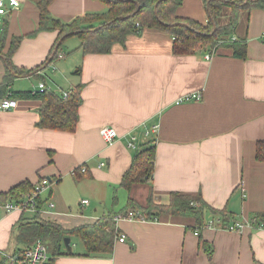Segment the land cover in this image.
<instances>
[{
    "label": "crops",
    "instance_id": "obj_1",
    "mask_svg": "<svg viewBox=\"0 0 264 264\" xmlns=\"http://www.w3.org/2000/svg\"><path fill=\"white\" fill-rule=\"evenodd\" d=\"M18 1L17 8L7 6L0 22V83L12 37H21L10 60L22 71L42 64L57 37L56 31L34 33L37 8L30 0ZM106 8L101 0L49 5L64 22ZM176 14L208 21L203 0H182ZM237 14L235 32L224 39L244 40L245 58L234 56L227 44L174 53L170 32L144 28L109 53L84 54L80 40L74 41L60 81L40 75L49 64L36 75L10 78L9 91H33L44 82L62 95L81 84L82 102L72 131L37 126L38 98H12L15 107L0 109V194L22 183H51L37 213L0 207V258L16 251V227L36 215L71 229L125 212L130 197L144 206L150 193L157 204H167L171 192L199 196L216 211L264 222V161L255 158L257 142L264 141V6ZM31 77L37 83L29 86ZM192 93L199 99L180 100ZM104 126L115 130L112 142L101 136ZM153 126L156 130L145 135ZM129 135L136 136L137 148L154 139L155 153L149 182L127 191L119 183L137 149L127 146ZM142 185L145 195L139 200L134 190ZM84 199L88 203L82 205ZM218 216L207 212L204 221ZM114 222L125 240L116 239L110 254L87 256L84 244L76 243L77 250L58 256L54 264H264V227L196 229L193 217L169 214L156 221ZM78 238L70 235V241Z\"/></svg>",
    "mask_w": 264,
    "mask_h": 264
},
{
    "label": "trees",
    "instance_id": "obj_2",
    "mask_svg": "<svg viewBox=\"0 0 264 264\" xmlns=\"http://www.w3.org/2000/svg\"><path fill=\"white\" fill-rule=\"evenodd\" d=\"M38 11V25L34 33L42 31H56L57 37L51 47L47 59L33 69L25 71L11 63V53L17 48L21 37H12L11 45L4 55L5 76L0 83V100L10 98H38L41 103L36 123L39 127L58 130H74L78 120V108L82 102L80 91L81 84L69 89L66 97L51 90L39 91H9L10 78L22 73L36 75L47 64L59 58L60 46L69 35H76L80 40L79 49L82 53H109L115 45L123 46L127 37L141 32L144 28H157L170 32L173 37L174 53H192L203 46H218L227 44L231 47L234 56L246 57V44L244 40L224 39L233 34L238 26V10L248 12L251 8H262L264 0H203L208 14L205 24L198 21L179 17L176 14L182 0H101L107 8L102 12L84 13L64 22L52 15L49 5L52 0H30ZM182 22L185 25H173ZM214 22V26L212 24ZM215 27V29H214ZM2 39L5 36V27H2ZM73 31H77L73 33ZM58 44L59 39L65 35ZM231 41V42H229ZM1 42V39H0ZM63 55L61 54V57ZM154 139H149L136 149L129 168L122 175L120 187L130 191L135 186L148 183L153 172L154 164ZM255 158L264 161V141L256 144ZM78 168L75 169L77 171ZM33 185L22 183L7 193L0 194V202L17 200L21 194L28 193ZM38 200V207L41 206ZM127 209L137 208L142 210L149 221L158 220L161 214L193 217L195 228H204L207 212L218 213L222 222L227 224L236 218L222 211L209 207L199 196H191L171 192L167 204L154 203L151 193L146 197L145 205L137 204L132 197L128 198ZM37 213V212H36ZM217 217V218H218ZM120 233L115 228L111 214H107L94 222L82 224L71 229L41 219L37 215L20 223L15 231L16 255H20L26 248L40 240L46 247L48 258L41 264H54L55 259L62 255L72 254L64 250L63 240L70 235L77 236L84 244L87 256L108 255L113 250V245ZM0 264H7L6 257L0 258Z\"/></svg>",
    "mask_w": 264,
    "mask_h": 264
},
{
    "label": "built area",
    "instance_id": "obj_3",
    "mask_svg": "<svg viewBox=\"0 0 264 264\" xmlns=\"http://www.w3.org/2000/svg\"><path fill=\"white\" fill-rule=\"evenodd\" d=\"M7 6H10L11 8H17L19 6L18 0H0V22L2 20L3 15L7 12ZM231 40H234L232 38ZM58 57H61V54L58 55ZM208 57V55L206 56ZM48 89L44 82H40L38 84V87L33 90L43 92L44 90ZM68 92H64L62 94L63 97H66ZM199 95L197 93H192L189 95H186L182 97L181 101H190L192 99H199ZM16 106V100L12 99L10 97H4L0 100V109H10ZM156 126H153L151 131L145 130V135H148L156 130ZM101 136L107 141L112 142L117 134L115 130L111 127L104 126L100 129ZM137 138L135 135H129L127 140V146L129 148L135 149L137 148ZM102 165V163H100ZM99 165V166H100ZM81 170V167H79ZM82 170H85L82 168ZM75 173L74 171L71 172V174ZM50 180L47 179H41L39 182L35 183L33 186V189L30 190L28 193L22 194L17 200H11V201H5L0 202V207L3 208L6 212L11 211H29L32 213L39 212L41 210L40 207H38V200L41 197V194L48 190L50 188ZM241 195L243 196V188H241ZM88 200L84 199L81 201V204H87ZM48 205L50 208H53L55 205L52 201L48 202ZM114 221H118L120 219H125L129 221H138V222H147V220L142 212V210L137 208L128 209L125 212L119 213L113 217ZM156 221V220H155ZM264 227V222H260L258 219H252V220H245V219H235L231 223H223L222 219L220 217L209 219L206 224L204 225V228H219L224 229L227 231H234V232H241L245 228H262ZM117 240L120 242H123L125 240L124 234L120 233L117 237ZM7 259V264H41L48 258V253L46 250V247L44 244L37 240L35 243L30 246L29 248H26L20 255H16V252H13L11 254L5 255Z\"/></svg>",
    "mask_w": 264,
    "mask_h": 264
},
{
    "label": "rangeland",
    "instance_id": "obj_4",
    "mask_svg": "<svg viewBox=\"0 0 264 264\" xmlns=\"http://www.w3.org/2000/svg\"><path fill=\"white\" fill-rule=\"evenodd\" d=\"M74 41H79L78 36H76L74 34L67 36L63 40V42H62V44H61V46L59 48L60 53L63 55L62 58L59 57V58L54 59V61H52L51 63H49V65L46 68H43L42 71H40L41 72L40 75L43 78H45L46 80H48L50 82L51 81H54V80H59L61 78V76H60V74H61L60 70L63 67V65L65 63H67L69 61V59L71 58L72 50H73L71 46H74V45H72V44H74ZM72 58H73V56H72ZM72 70L74 71V69H71V71H70V73H68V75H70L73 72ZM22 83H24V82H22ZM27 83H29V86H30L31 84H34V83L36 84L37 81H36V79H34V78L31 77L30 80H27ZM17 86L18 85L15 84L13 86V88H17ZM140 187H141L140 190H136V188H135L134 191L137 192L136 194L138 195L139 200H143V197L145 195V190H144L145 189V186L142 185ZM76 243L79 244V245H82L83 242L81 241L80 238H78L76 241L72 239L70 241V244H69V246L71 248V251L74 250V249L75 250L78 249L77 247H73V244H76Z\"/></svg>",
    "mask_w": 264,
    "mask_h": 264
},
{
    "label": "water",
    "instance_id": "obj_5",
    "mask_svg": "<svg viewBox=\"0 0 264 264\" xmlns=\"http://www.w3.org/2000/svg\"><path fill=\"white\" fill-rule=\"evenodd\" d=\"M185 25V23H182V22H178V23H174L173 25ZM212 24H213V26H214V22H212ZM214 29H215V27H214ZM77 31H73V33H76ZM66 36V34L65 35H63L60 39H59V41H58V44L62 41V39L64 38ZM48 63V62H47ZM46 63V64H47ZM63 244H64V246H65V248L68 250V251H71V248H70V246H69V244H70V237H65L64 238V240H63Z\"/></svg>",
    "mask_w": 264,
    "mask_h": 264
}]
</instances>
